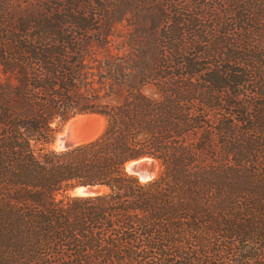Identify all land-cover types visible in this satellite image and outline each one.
Segmentation results:
<instances>
[{
  "label": "trees",
  "instance_id": "trees-1",
  "mask_svg": "<svg viewBox=\"0 0 264 264\" xmlns=\"http://www.w3.org/2000/svg\"><path fill=\"white\" fill-rule=\"evenodd\" d=\"M0 264H264V0H0Z\"/></svg>",
  "mask_w": 264,
  "mask_h": 264
},
{
  "label": "rangeland",
  "instance_id": "rangeland-1",
  "mask_svg": "<svg viewBox=\"0 0 264 264\" xmlns=\"http://www.w3.org/2000/svg\"><path fill=\"white\" fill-rule=\"evenodd\" d=\"M101 122L102 120L98 116H95L94 118H90L85 114H77L73 117H70L66 121H64L63 123L57 126V131L54 135V138L48 146L55 149L54 143L58 135L67 136L69 140L72 137L78 138L74 140L77 141L78 143H83V142H79L81 140H88L93 137L96 138L104 130L105 127V120L104 123L101 124ZM151 159L154 158L151 157ZM154 161L155 162L154 163L152 162V165L149 166L150 172H152L154 176H152L148 180L156 177L162 169L160 162L157 159H154ZM67 193L69 194V191Z\"/></svg>",
  "mask_w": 264,
  "mask_h": 264
},
{
  "label": "water",
  "instance_id": "water-1",
  "mask_svg": "<svg viewBox=\"0 0 264 264\" xmlns=\"http://www.w3.org/2000/svg\"><path fill=\"white\" fill-rule=\"evenodd\" d=\"M55 141H57L58 147L60 149H67L72 146L77 145V141H70L67 136L56 137ZM142 158H151L148 156L133 159L128 161L130 163V170L132 173L142 174L144 176H149L150 172L149 166L147 164L141 163L140 159ZM126 163V164H127ZM125 164V166H126ZM126 169V168H125ZM127 171V169H126ZM128 172V171H127ZM70 195H77V196H87V195H94L101 191V186L99 185H90V184H79L71 187L69 190ZM73 191L75 194H71L70 192Z\"/></svg>",
  "mask_w": 264,
  "mask_h": 264
},
{
  "label": "bare ground",
  "instance_id": "bare-ground-1",
  "mask_svg": "<svg viewBox=\"0 0 264 264\" xmlns=\"http://www.w3.org/2000/svg\"><path fill=\"white\" fill-rule=\"evenodd\" d=\"M85 115H86V116H89L90 118H94L95 116H98V117H100V119L102 120L101 124L104 123V118H103L101 115H99V114L87 113V114H85ZM103 125H104V124H103ZM103 127H104V126H103ZM101 128H102V127H101ZM101 128H100V129H101ZM101 130H102V129H101ZM57 137H61V136L58 135ZM93 138H94V137H93ZM93 138L88 139V140H81V141H79V142H87V141L92 140ZM76 139H78V138L72 137V138H70V141H74V140H76ZM77 144H78V142H77ZM54 147H55V149L60 150V148L58 147L57 141H55V143H54ZM140 162H141V163H144V164H147L148 166H150V165H152V162L154 163L155 161H154V159H151V158H142V159H140ZM130 166H131V164H130V163H127L126 166H125V168L127 169V171H128L129 173H132L131 170H130ZM155 166H156V165H155ZM132 174L136 175V176L138 177V179L141 180V181H146V180H148L149 178H151L152 176H154L152 172H149V173H148V174H150L149 176H144V175H142V174H137V173H132ZM70 193H71V194H75L73 191H71Z\"/></svg>",
  "mask_w": 264,
  "mask_h": 264
}]
</instances>
